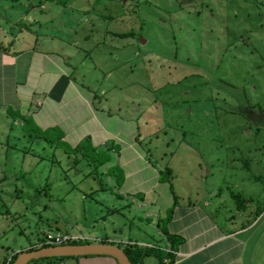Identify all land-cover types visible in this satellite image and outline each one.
Segmentation results:
<instances>
[{"label": "rangeland", "instance_id": "1", "mask_svg": "<svg viewBox=\"0 0 264 264\" xmlns=\"http://www.w3.org/2000/svg\"><path fill=\"white\" fill-rule=\"evenodd\" d=\"M24 23L33 38L79 54L76 79L82 69L97 76L100 84L87 83L111 91L117 115L140 117L153 163L171 168L161 181L181 201L224 199L239 214L233 190L248 214L264 205V182L254 178L264 177V0H0L3 37L26 32ZM10 114L0 109V264L17 249L39 247L57 221L118 237L123 249L128 238L161 236L141 201L112 192L118 183L100 164L104 151L64 143L54 154L36 143L33 119L28 131ZM100 183L108 191L96 192Z\"/></svg>", "mask_w": 264, "mask_h": 264}, {"label": "crops", "instance_id": "2", "mask_svg": "<svg viewBox=\"0 0 264 264\" xmlns=\"http://www.w3.org/2000/svg\"><path fill=\"white\" fill-rule=\"evenodd\" d=\"M23 26L26 32L11 39L3 37L4 30L0 27V109L31 116L41 130L58 132L60 137L56 140L36 138L38 144L51 145L48 150L54 154L59 144L64 143L71 144L75 150L87 143L94 151H104L102 160L106 161L100 164L106 165L107 172H111L118 183V189L112 192L118 199H124L126 194L128 199L141 201L140 207L155 217L161 235L154 239L151 236L145 242L133 238L125 242H133L132 248L137 245L170 252L171 256L164 259L165 264H264V205L248 214L247 201L248 209L236 208L240 211L237 214L224 199L217 203L181 201L173 184L161 181L162 172L171 168L163 170L153 163L142 138L140 117L117 115L109 106L114 102L108 94L111 91L106 88L98 91L87 83V78L91 77L100 84L97 76H88L82 69L79 80L76 79L78 66L74 61L79 54L66 55L53 39L40 35H36L34 41L35 31L26 23ZM27 40L31 42L29 46L15 49L16 43L20 45ZM109 75L110 72L106 74L107 79ZM120 103L118 99L115 105L119 108ZM16 121L22 124L20 117ZM63 152L68 156L67 151ZM115 153L117 160L112 159ZM55 167H51L52 171ZM99 185L96 192L108 191L106 186ZM165 194H170L169 201ZM96 203L105 205L103 199H97ZM113 209L108 212L117 211ZM100 217L106 219L104 215ZM64 224L66 232L84 234V225L79 221L71 222V229L66 222ZM85 234L98 241H121L108 233ZM168 234L176 236L175 239L170 241ZM19 251L23 250L17 249L13 254ZM61 264L119 263L110 255H85L66 258ZM138 264H160V261L155 253L149 252Z\"/></svg>", "mask_w": 264, "mask_h": 264}, {"label": "water", "instance_id": "3", "mask_svg": "<svg viewBox=\"0 0 264 264\" xmlns=\"http://www.w3.org/2000/svg\"><path fill=\"white\" fill-rule=\"evenodd\" d=\"M142 42L145 43L146 40H142ZM53 226L62 232H66L65 224L62 221L54 222ZM85 255H110L116 258L119 264H133L126 251L111 242L64 243L32 250H23L19 252L12 264H28L32 260L42 258L77 257Z\"/></svg>", "mask_w": 264, "mask_h": 264}, {"label": "trees", "instance_id": "4", "mask_svg": "<svg viewBox=\"0 0 264 264\" xmlns=\"http://www.w3.org/2000/svg\"><path fill=\"white\" fill-rule=\"evenodd\" d=\"M8 1H10V2H12L14 4L21 2V0H8ZM114 35L119 36V37H128V36H132L133 33L132 32H118V33H114ZM8 113L10 114L11 110L8 109ZM18 117L21 118L22 127L24 129L26 128V130L29 131V129L27 128V125L32 120L31 116L19 115V114L16 113V116H14V120H16ZM25 132H27V131H25ZM47 132H48V130H41L40 135L38 136L37 134H35V137L47 138V136H46ZM29 135H34V134L29 133ZM59 145L61 146V144H59ZM77 149H80L79 146H78ZM105 161L106 160H100V163L102 164ZM163 172H162V174H163ZM254 178L257 181H263L264 182V177L263 176H256ZM231 196L235 200L236 207H237L238 210L245 211V210L248 209L247 200L244 197L243 193H239V192L237 193V192L232 190L231 191ZM50 226H51V228H54V229H57V231H60L58 228H55L53 226V224H50ZM167 236H168V239L170 241H173L175 239V237H176V236H172L171 234H168ZM90 242H95V241H93V240H73V241H69V242H66V243H90ZM97 242H107V241L101 240V241H97ZM111 243L116 244L115 242H111ZM49 245L42 243L39 247H32V248H30L28 250L37 249V248L44 247V246H49ZM132 245H135V244H132ZM132 245H126L124 250L126 251L128 256L130 257V259L133 262V264H138L139 262H141L142 258L146 254H148L149 252L155 253V255L159 258L160 264H165V262H164L165 257L171 256L170 252H166V251H163V250H160V249H153V248H149V247H138L137 245L132 248L131 247ZM118 246H120V245H118ZM19 252H21V251H19ZM19 252H16V253L12 254L10 256V258L8 259V261L4 262L3 264H12L15 261V259L17 258ZM77 257H79V256H77ZM66 258H70V257L42 258V259H39V260H32L28 264H33V263L61 264L63 262V260H65Z\"/></svg>", "mask_w": 264, "mask_h": 264}, {"label": "built area", "instance_id": "5", "mask_svg": "<svg viewBox=\"0 0 264 264\" xmlns=\"http://www.w3.org/2000/svg\"><path fill=\"white\" fill-rule=\"evenodd\" d=\"M73 240H93L97 242L96 238L92 235H87V234H73V233H68V232H62V231H57V232H49L45 236L44 244H50V245H58V244H64L69 241ZM126 245H132L134 244L133 242H125Z\"/></svg>", "mask_w": 264, "mask_h": 264}]
</instances>
